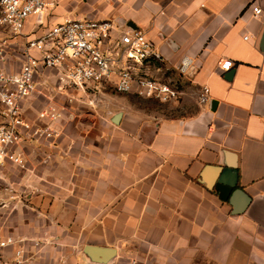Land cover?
I'll use <instances>...</instances> for the list:
<instances>
[{"label": "crops", "instance_id": "0c3cea01", "mask_svg": "<svg viewBox=\"0 0 264 264\" xmlns=\"http://www.w3.org/2000/svg\"><path fill=\"white\" fill-rule=\"evenodd\" d=\"M255 5L264 11V0L57 1L52 21L142 29L163 59L146 72L179 90L161 102L179 110L148 112L110 89L57 94L54 71L37 74L23 110L36 119L55 105L56 135L15 147L25 166L3 165L18 167V180L7 183H20L23 200L11 189L1 195L0 233L40 241L35 250L25 245V264H264V17L254 16ZM203 86L210 95L201 104ZM80 106L90 111L76 114ZM234 170L236 187L251 197L241 214L216 188ZM12 203L22 211L12 214Z\"/></svg>", "mask_w": 264, "mask_h": 264}, {"label": "built area", "instance_id": "2783aa9c", "mask_svg": "<svg viewBox=\"0 0 264 264\" xmlns=\"http://www.w3.org/2000/svg\"><path fill=\"white\" fill-rule=\"evenodd\" d=\"M57 1L0 0V165L9 161L24 167L22 153L15 147L25 140H50L56 135L52 123L61 113L55 105L38 110L35 120L23 110L24 101L39 86L37 74L45 69L54 71L57 94L73 90L87 95L110 89L159 102L175 100L180 94L171 83L146 72V66L163 59L142 29L124 26L114 32L112 20L88 17H64L42 25L40 19ZM252 11L264 17L259 6H252ZM31 17L35 21L27 26ZM10 59L17 62L16 68L10 66ZM188 63L184 59L182 69ZM219 66L228 70L232 61L221 60ZM209 95L210 88L203 86L199 103H206ZM24 242L25 238L0 234V264H25ZM9 247L14 249L13 257L5 260L3 252Z\"/></svg>", "mask_w": 264, "mask_h": 264}, {"label": "rangeland", "instance_id": "374dc122", "mask_svg": "<svg viewBox=\"0 0 264 264\" xmlns=\"http://www.w3.org/2000/svg\"><path fill=\"white\" fill-rule=\"evenodd\" d=\"M52 10L53 9H50V10L47 11V13L45 14V16L43 18L42 25L49 26V25H52L55 22H57V21H54V20L52 21L51 20L52 16L54 15V13L52 12ZM10 66L16 68L17 67V62L14 59H11ZM52 86H53V84H52ZM46 88L41 87V89H39L40 90V93H41V94L39 93L40 96H43L44 94L46 95V90H47ZM112 93H115V92H112ZM130 97H131L130 99H131L132 103L136 107H140L143 110L148 111V112L158 111V112H161V113H164V114H177L178 113V110H179L178 108L175 109L174 107H171L172 105L170 103L163 104V103H161L159 101H156V100L144 99V98H139V97H136V96H130ZM43 98H45V99L47 98L48 99V95H47V97L45 96ZM81 98H82V96H81ZM59 99H61V98H59ZM30 110L31 111H28V113H30L32 115H33V113L35 114V111L32 110V108ZM75 111H76L75 112L76 114H86L88 111H90V108L89 107H85V106H80V107L76 108ZM34 117L31 118V119L32 120H35ZM14 168H12V166H4L3 164L0 165V227H2V225H3V220L1 218V216L3 214V207H2V202H1V200H2L1 199V195L4 196V195L8 194V191H9L8 189H11V191H14L17 194V196H19L21 194L22 197L21 196L20 197L22 198V200H23V196H24V191H22V188L19 186L20 183L19 182H16L18 180V178L20 177L18 167L15 170H14ZM8 179H13V181L16 180L14 183H11L12 187H9L8 186V184H9V183H7L8 182ZM22 206H23V204H21V203H16V204L15 203H12L10 205V207H11L10 209L11 210H9V211L12 212V214H14V211L15 212H17L18 210H21L22 211ZM4 213H7V211L4 210ZM0 234H2V233H0ZM2 235H6V234H2ZM21 238H23V237H21ZM35 241L36 240H34V239H28V238L25 237V242L23 244L24 245V248H25V245L26 246L31 245V246L34 247L33 248L34 250L37 249V247H39V245H40V241L38 240L39 244L37 246L35 245ZM26 250L24 252V256L26 255V252L28 250H29V252H32V249H28L27 251Z\"/></svg>", "mask_w": 264, "mask_h": 264}, {"label": "water", "instance_id": "95a60500", "mask_svg": "<svg viewBox=\"0 0 264 264\" xmlns=\"http://www.w3.org/2000/svg\"><path fill=\"white\" fill-rule=\"evenodd\" d=\"M261 47H264V33L261 38ZM233 70L228 71L225 74V78L230 79L232 77ZM118 116V114L116 115ZM232 176L225 179V175L221 177L219 183L220 186H216V188L220 192L228 193V202L230 206L232 207L231 209V214H241L243 213L248 205L251 202V197L241 188L236 187V174L235 170L231 173Z\"/></svg>", "mask_w": 264, "mask_h": 264}]
</instances>
